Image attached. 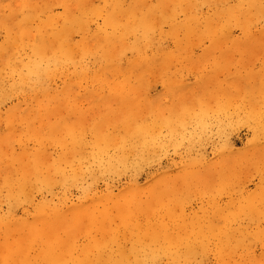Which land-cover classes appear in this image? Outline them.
I'll use <instances>...</instances> for the list:
<instances>
[{"label":"rangeland","instance_id":"374dc122","mask_svg":"<svg viewBox=\"0 0 264 264\" xmlns=\"http://www.w3.org/2000/svg\"><path fill=\"white\" fill-rule=\"evenodd\" d=\"M0 264H264V0H0Z\"/></svg>","mask_w":264,"mask_h":264},{"label":"bare ground","instance_id":"6f19581e","mask_svg":"<svg viewBox=\"0 0 264 264\" xmlns=\"http://www.w3.org/2000/svg\"><path fill=\"white\" fill-rule=\"evenodd\" d=\"M133 22V21H132ZM121 31V30H120ZM32 36H33V34H31ZM99 35V34H98ZM34 37V36H33ZM35 38V37H34ZM33 38V39H34ZM101 40V39H100ZM50 41H51V39H50ZM113 43V42H112ZM84 48V47H83ZM118 70V69H117ZM113 102V101H112ZM76 120V119H75ZM39 122H40V120H39ZM47 127H48V125H46ZM23 156H25V155H23ZM67 212V211H66ZM82 215V214H81ZM13 237V236H12ZM11 243V242H10ZM12 246V245H11ZM19 246V245H18ZM15 247V246H14ZM20 247V246H19ZM1 248H2V246H1ZM16 248V247H15ZM4 251H5V249H3ZM13 250V249H12ZM15 250V249H14ZM11 251V250H10ZM2 252V251H1ZM6 252V251H5ZM5 252H3V254L5 253ZM7 252H8V250H7ZM10 253V255H11V252H9ZM8 253V254H9ZM2 254V253H1Z\"/></svg>","mask_w":264,"mask_h":264}]
</instances>
